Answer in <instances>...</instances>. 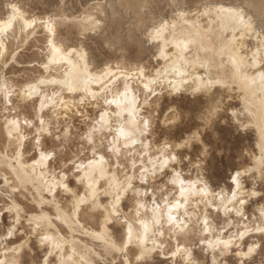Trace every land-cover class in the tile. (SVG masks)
<instances>
[{"label":"snow or ice","instance_id":"snow-or-ice-1","mask_svg":"<svg viewBox=\"0 0 264 264\" xmlns=\"http://www.w3.org/2000/svg\"><path fill=\"white\" fill-rule=\"evenodd\" d=\"M52 3L54 12H49L46 17L33 15L29 19L17 0H0V105L5 108L12 105L14 94L25 108L30 103L33 115L25 116L23 123L36 129L31 137L22 134L18 118L6 120L2 126L7 141H0V172L8 174L0 176L3 182L0 185V255L5 257L0 259V264H27L19 258V250L28 243L24 237H36L43 251L36 264H117L116 260L106 259L115 253L120 254L121 264H148L151 253L157 248L164 255V245L157 244L155 237L165 235L162 230L165 223L170 238H176L175 246L166 257L170 264H177L178 259L183 264H198L192 251L181 243V238L189 235L197 236V246L211 254L210 264H218L217 253L222 256L233 248L234 255L239 258L237 264H251V257L257 249L264 248V204L250 221L243 211L253 198L264 201V39L259 41L251 55L238 45L244 35L255 32L257 27L258 35L264 37V0H249L247 4L231 6L227 15L233 30L230 35L220 37L210 36L197 22L200 17L212 16L213 11L217 15L225 11L223 6L217 7L211 0H202L196 5L197 12L192 14L196 19L179 34L175 23L165 19L153 20L143 28L140 42L142 46L154 47L157 51L152 55L157 62L163 59L165 66L150 79L142 81V90L139 91L130 88L128 80L131 75L121 73L119 64L115 71L108 61L103 67L94 64L84 50L85 41L91 38L89 33L100 35L104 31L99 13H90L83 19L72 18L63 12L67 7L64 0H52ZM171 6L181 16L184 15L182 9L187 7L179 0ZM139 7L147 10L150 5L143 3ZM249 11L252 15L248 14ZM36 38H42L38 49L40 56L26 69L33 75L11 78L9 72L16 71L23 51L30 48ZM12 41H16L15 47L11 46ZM21 44L26 45L24 50H21ZM190 45L196 47L195 55H192ZM104 46L112 51L123 50L125 37L120 34L105 37ZM221 67L223 73L219 70ZM60 69L65 71L60 72ZM37 71L39 75L35 74ZM56 75L61 78H55ZM121 80L124 83L122 92ZM165 80L170 92H180V85H183L184 91L191 89L193 95H204L199 119L205 129L223 118L224 123L237 133L254 131L258 134L259 158L253 167L230 175L228 192L223 189L218 193L211 192L206 184L190 179L191 171L188 177H184L182 171L175 169V164L186 161L190 169L199 173L202 159L209 155V147L202 139L200 126L195 131H188L187 135H171L184 119L178 106H169L163 113L162 122L160 113L154 112L153 97L158 98L157 88L162 89ZM92 84L97 85V90H91ZM47 85L58 86V89L53 88L49 95ZM65 90L78 93L79 99L72 96L69 104L68 100L62 99ZM217 94L219 99H216ZM225 99L229 103H225ZM237 100L239 104L233 103ZM58 105L65 109V119L73 107L78 111L81 106L91 107L96 114L88 118L84 131L78 133L80 151L73 154L74 158L64 159L57 168L53 165L71 138L70 127L57 123L54 133L51 117L45 119L47 107L55 113L58 121ZM79 114L84 116L83 111ZM153 121L160 128L154 140L159 145L155 153L150 151L151 142L145 144L154 131ZM45 132L53 141L48 147L42 142L41 134ZM194 144L199 145L195 160L190 155ZM29 145L30 154L27 151ZM88 150L91 151L90 158L84 156ZM26 155L32 161L31 165L27 164ZM121 156L125 159L123 164ZM112 157H116L115 170L111 166ZM146 157L150 167L145 166ZM36 166L40 167L39 177L36 176ZM149 173L153 177L157 173L168 177L163 187L152 193L142 191L135 183L137 179L141 184L146 183ZM257 173L260 190L257 191L255 183L251 189L245 190L241 177L247 176L255 182ZM73 181L84 186L83 194L71 186ZM156 191H159V197ZM21 192L26 194L25 199L30 196L32 207L17 201L16 194ZM125 198L133 202L129 214H124L120 208ZM149 198L151 208L148 207ZM193 203L224 214L225 222L218 226V231L206 211L203 218L190 211ZM141 209H144L143 213ZM232 211L248 222L234 225L228 218ZM97 213L104 216V224L100 226L103 230L92 235L103 241V251L77 253L73 248L70 254L68 241L61 235L62 229L56 221L62 224L71 221L72 225L83 229L85 224L81 220L87 223V218L95 217ZM193 215H196L195 223ZM5 216L7 224L3 223ZM109 224L113 225L110 237L106 235L109 229L104 227ZM233 227L237 229L235 232L231 231ZM17 233L23 242L18 247L9 248L11 238ZM253 233L259 234V242L252 240L245 251L237 242H243ZM213 236L214 239H210ZM149 240L152 247L148 246ZM134 243L137 250L133 252ZM130 253L134 259L130 258Z\"/></svg>","mask_w":264,"mask_h":264},{"label":"rangeland","instance_id":"rangeland-1","mask_svg":"<svg viewBox=\"0 0 264 264\" xmlns=\"http://www.w3.org/2000/svg\"><path fill=\"white\" fill-rule=\"evenodd\" d=\"M19 5L21 6L22 10L26 11L28 15H43L47 16L49 12H54L55 8L53 6L52 0H17ZM67 7L63 10L64 14L69 17L74 18H80L83 16V14L87 11L90 12H96L100 13L99 15L103 18L102 19V27H104V31L100 35H95L93 33H89V36L91 37L87 41H85L84 50L88 53L89 58L92 60L94 64L104 66V62L108 61L111 64H119L126 66L127 68H136L139 66H144L146 68V72L148 74L153 73L154 70L159 68L161 66V61L157 62L155 57L152 55L153 52L157 51L154 47L150 48L147 45L142 46L140 42V34L142 33V30L144 27L150 25L153 20L159 21L160 19H170L171 17L175 16L177 14L176 11H174L173 5L176 0H64ZM147 3L150 5V7L145 10L142 7H139L140 4ZM202 0H179V3L184 6L186 5V8H183L182 11L191 13L192 11L194 13L197 12L196 5L201 3ZM213 4H226V5H243L247 4L249 0H211ZM131 3V4H130ZM135 3V4H134ZM129 5V6H128ZM137 5V6H136ZM126 6V7H124ZM131 6V8H130ZM95 7V8H94ZM133 7V8H132ZM137 7V8H136ZM127 8V9H126ZM196 11V12H195ZM102 12V13H101ZM193 12L191 14H193ZM249 15H252V12H248ZM258 23V21H257ZM255 33L259 32V28L257 27ZM120 34L125 37V46L123 50L117 49L115 51L109 50L105 48L104 46V40L105 37H111L113 35ZM31 41V39H30ZM14 44H13V43ZM12 47H15V42L12 41ZM42 43V38H36L34 42H32V46L30 48H27L26 51H23V55L21 57V62H18L16 65V71L15 72H9V76L13 79H20L21 76L28 77L33 75V73L30 70H26L29 68V66L34 62L35 59H37L40 56V52L38 51L40 44ZM255 44V40L249 38L247 40V46L251 49ZM26 48L25 44H21V50H24ZM115 62V63H114ZM36 75H39V71L35 73ZM47 91L52 92L53 88H57L56 86H46ZM52 87V88H51ZM166 90L162 93L163 95H160L161 100H159V104L156 107L154 106V112L160 113V120L163 121V113H165L169 106H178L179 110L183 112L184 119L183 122L179 125V127L175 128L171 135L174 137H180L182 134L187 135L188 131H195L197 126H200L201 133H202V139L205 142V144L209 147V155L202 159L201 161V168L199 170V173L196 170L190 169V166L187 165V162L184 161L182 163L175 164V168L178 170L181 169L183 172V175L185 177H188L189 172L191 171L190 178L198 177V178H204V182H207V184L211 187V190L214 193L219 192L221 189H228L231 187V181L229 179L230 175L235 174L237 170L250 168L254 166L253 161L251 159V156L253 153L255 154L257 152L256 148V139H255V133L250 131L249 133H237L233 128L226 125L223 121V118L217 120L211 127L205 129L203 126H201V121L199 119V112L202 109V104L204 101V97H195L193 98L190 94L185 93L181 96H170L165 93ZM72 96H75L77 99H79L78 93H68L66 90L64 91L62 97L65 100L69 101V104H71V98ZM13 103L8 108L5 109L3 105H0V117L4 119V117L9 116H19L20 118H23L22 116H29L31 117L33 115L32 113V107L29 103L27 107L20 102V100L16 97L14 94L13 97ZM216 99H219V94L216 95ZM225 103H229L227 99L224 101ZM233 103L239 104V101H234ZM2 111V112H1ZM11 111V112H10ZM79 111L84 112V116L82 117L79 114ZM77 110L76 108H71L67 112V119H65V109L58 111L61 113L59 115V119L57 121V117L55 113H52L51 111H46L45 119L48 120L49 117H51L53 128L52 131L55 133V125L59 123L62 126H68L71 130V138L67 142L66 150L61 154L60 158L55 162L53 165L54 167H59V165L63 162L64 159L74 158V153H77L80 151V145L81 140L78 133H82L87 125L88 118L90 116H94L95 109L91 107H85L81 106L80 110ZM7 116H5V114ZM14 113V114H13ZM2 114V116H1ZM18 114V115H17ZM22 114V115H21ZM26 114V115H25ZM223 113L221 114V117H223ZM0 118V121H1ZM153 127L154 131L152 135L150 136V142L152 143L153 147L159 146L154 142L155 138L160 133V128L156 126V122L153 121ZM36 129L35 128H27L25 130V133L27 136L31 137L33 134H35ZM254 133V134H253ZM0 141H4L5 137L2 133H0ZM30 134V135H29ZM246 134V135H245ZM46 135V136H45ZM42 141L45 145V147L51 146L53 141L50 137H48L47 133L42 136ZM255 139V140H254ZM6 142V139H5ZM85 148H87V145H85ZM28 153H31V146H28ZM154 151V149H152ZM250 151V152H249ZM249 152V153H248ZM252 153V155H250ZM190 155L192 156V159L195 160L197 155H199V145L194 144L191 148ZM85 157H91V151L88 150L84 152ZM87 159H84V162ZM121 163H125L124 158H120ZM115 160L112 157V163H114ZM179 166V167H178ZM234 172V173H233ZM0 172V176H2ZM168 179L167 176H164L163 174L159 175L156 179H148L146 181L147 183L143 184V188L146 189L149 193H152L153 190H157L161 187H163L164 183ZM241 181L243 182L242 185L245 190H249L253 187V183H255L257 191L260 190V182L259 179H257L255 182L250 179L247 176H242ZM2 180H0V185H2ZM137 184H141L138 182ZM74 189H78V191L81 193L83 192L84 188L82 189V185H76L75 182H72L71 185ZM171 187V186H169ZM17 201L28 205V207H32V205L29 203V199H25V193H17ZM156 195L159 197L160 193L159 191H156ZM105 199V198H102ZM150 199V198H149ZM150 202V200H149ZM2 203V201H0ZM133 202L126 198L123 202V212L129 213V209L133 207ZM261 204H264V201H260L258 197L253 198L252 201H250L246 205V214L247 217L252 218L254 214L257 213L258 208ZM193 208V207H192ZM202 208V209H201ZM200 209L204 211L203 206H200ZM208 216L210 217V220L212 221L214 226H217V231L219 225H223L225 222V216L223 213H217L214 208H207L206 209ZM183 210L181 209V212ZM201 211V214L202 212ZM200 210H197V213L199 216L201 215ZM235 212H231V219L234 221L237 217L234 218ZM99 213L96 214V218L94 217H88L87 222L89 224H96L100 222L99 220L102 219V216ZM233 216V218H232ZM229 218V217H228ZM99 219V220H98ZM97 220V222H95ZM84 224L89 225L88 223H85V220H81ZM91 221V222H90ZM8 218L5 216L3 218V223L7 224ZM94 222V223H93ZM236 223H239V220L235 221ZM26 224V222H25ZM59 224V223H58ZM242 225V224H240ZM59 227L63 229L59 224ZM113 228V225H110V231ZM232 230V229H231ZM235 232L234 230H232ZM63 232V231H62ZM68 232V233H67ZM67 233V234H66ZM70 231L65 228V232L63 234H66L67 236H71ZM69 234V235H68ZM74 237L77 238L79 241L83 243V245H87L89 248H94L97 253L103 251V247L100 243L96 241H91L92 239L89 238V236L86 237V234L82 232V230H79V232H74ZM227 233L225 234V236ZM254 236V235H253ZM28 240L27 247L22 252V260L27 261V264H30L32 261H37L40 259V257L43 255V251L40 246H38V240L36 237H32L31 241L27 237H24V240ZM185 239L187 241H185ZM189 239V240H188ZM260 237H254L249 238L246 242L251 243V240L259 241ZM11 243H22V239L20 237V234L17 233L15 236L11 238ZM167 243L165 244V252L164 255H161V252H157L155 258H153L151 261H148V264H170V260L166 259L167 252L171 248H173L175 242L173 239H170L168 236L166 238ZM181 243L186 242L185 245L187 248H189L192 253L195 260L198 261V264H210L211 254L205 253L198 244V238L195 235H189L186 238H181ZM190 241V242H189ZM96 242V243H95ZM95 243V244H94ZM169 243V244H168ZM100 244V245H99ZM191 244V245H190ZM188 245V246H187ZM29 248L31 249L29 251ZM133 249V248H132ZM233 253L229 254H223L222 256L217 254L218 264H237V260L239 259L234 255L235 248L232 250ZM117 261V264H121L120 256L117 255H108L106 259L108 261L114 260ZM130 258L131 254H130ZM182 262V263H181ZM177 264H183V261L178 259ZM251 264H264V248L257 249V252L251 257Z\"/></svg>","mask_w":264,"mask_h":264},{"label":"bare ground","instance_id":"bare-ground-1","mask_svg":"<svg viewBox=\"0 0 264 264\" xmlns=\"http://www.w3.org/2000/svg\"><path fill=\"white\" fill-rule=\"evenodd\" d=\"M248 1V0H247ZM131 4V3H130ZM135 4V3H134ZM138 4H140V2L138 3ZM217 7H220V6H223V8L225 9V11L223 12V13H221V14H219V15H217V13L215 12V11H213V14H212V16H210V17H200L199 19H198V24L200 25V28L203 30V31H205V32H208V33H210V36H213V37H220V36H223V35H230L231 34V32H232V28H231V20H230V18L228 17V15H227V10L232 6V5H226V4H222V3H219V4H215ZM129 6V5H128ZM137 6V5H136ZM124 7H126V6H124ZM95 8V7H94ZM130 8H131V6H130ZM133 8V7H132ZM137 8V7H136ZM127 9V8H126ZM21 10H22V8H21ZM22 12L24 13V15H25V17L26 18H31L32 16H30V15H28L27 14V12L24 10H22ZM184 12V15L183 16H181L179 13H177L175 16H173V17H171L170 19H165V20H168L169 22H171V23H175L176 25H177V28H176V31H177V34H179L181 31H186L187 30V27H188V25H190L191 24V22H192V20L193 19H196V17H194L191 13L193 12H191V13H189V12H185V11H183ZM196 12V11H195ZM92 14V15H96V12H90V11H87V13L85 12L84 14H83V16H81L79 19H83V18H85L88 14ZM102 13V12H101ZM194 13V12H193ZM100 14V13H99ZM46 17V16H45ZM74 18V17H73ZM78 18V17H77ZM185 19H187V25L185 24ZM150 30V29H149ZM256 32V31H255ZM255 32H253V31H249V33L248 34H246V35H244L243 36V38H242V40L240 41V44L238 45V48H241V49H243L244 51H246L247 53H248V55H251L253 52H255L256 51V49H257V47L259 46V41L261 40V39H264V37H261V36H259L258 35V33H255ZM17 36L19 37L20 36V32H19V30H17ZM249 38H251V39H254L255 40V44H254V46L250 49L248 46H247V40L249 39ZM29 39H32V38H29ZM169 39H171V37L169 36ZM13 43V42H12ZM16 43V42H15ZM14 44V43H13ZM11 46H12V44H11ZM209 47H211V44H209L208 45ZM190 48H191V52H192V55H195L196 54V47L195 46H192V45H190ZM201 55H203L204 53L203 52H201L200 53ZM209 55H211V53H209ZM217 59H219V58H217ZM161 61V66H159V68H157L156 70H154L153 71V73H150V74H148L146 71V68L144 67V66H137L136 68H127L126 66H123L122 64L121 65H119L120 66V72L121 73H129L130 75H131V79H129L128 80V84H129V86H130V88L133 90V91H139V90H142V81H144V80H146V79H150L151 77H153L154 75H155V73H156V71L158 70V69H161V68H163L164 66H165V61L163 60V59H161L160 60ZM115 63V62H114ZM112 66H113V70L115 71L116 70V66H117V64H112ZM219 70L221 71V73H223V71H224V69L221 67V68H219ZM65 71V69H60V72H64ZM213 71H216V69L214 68L213 69ZM49 78H53V77H49ZM55 78H57V79H59V78H61L59 75H56L55 76ZM48 86V85H47ZM49 86H52V87H54V85H49ZM119 86H120V91L122 92L123 90H124V83H123V81L121 80L120 82H119ZM51 87V88H52ZM56 87H58V86H56ZM90 88H91V90H93V91H95V90H97V85L96 84H92L91 86H90ZM180 88H181V91L180 92H170V90H169V86L167 85V80H165L164 81V84H163V86H162V89H161V87H158L157 88V92H158V94H159V96H158V98L157 97H153V100H155V105H156V107L158 106V104H159V100H161V97H160V95H163L164 93V91L166 90L167 92H165L166 94L168 93L170 96H181V95H184L185 93H187V94H190L193 98H195V97H204V95L203 94H195V95H193V93H192V91H191V89H189L188 91H184L183 89H184V86L183 85H180ZM48 93H49V95H51V92H49L48 91ZM163 93V94H162ZM167 94V95H168ZM62 99H64L63 97H62ZM140 99L142 100L143 99V96L141 95L140 96ZM37 107H38V102H37ZM6 109V108H5ZM63 108L62 107H60L59 105L57 106V111H60V110H62ZM46 111H49V109L46 107V109H45V112ZM2 112V111H1ZM11 112V111H10ZM53 113V112H52ZM5 114V113H4ZM14 114V113H13ZM61 114V113H60ZM18 115V114H17ZM22 115V114H21ZM26 115V114H25ZM47 115V114H46ZM1 116H2V114H1ZM5 116H7V114H5ZM23 118H20L19 116L17 117V116H14V117H12V116H7V117H4V119H2L1 117V121H0V133H2L3 134V136L5 137V139H6V141H7V136H6V131H5V129L2 127L3 125H4V123H5V121L6 120H13V119H19L20 120V128H21V132H22V134H24V135H26L27 136V134L25 133V130L28 128L26 125H24V123H23V120H24V118H25V116H22ZM47 121V120H46ZM252 132V131H251ZM254 132V131H253ZM249 133V132H248ZM255 133V141H256V148L255 149H257V152L255 153V155H252V153L250 154V155H252L251 156V159H252V161H253V163L252 164H255V162H256V160L259 158V155H260V149L257 147V143H258V134L256 133V132H254ZM253 133V134H254ZM44 134H46V132L45 133H42L41 135L43 136ZM247 134V133H246ZM245 134V135H246ZM1 135V134H0ZM30 135V134H29ZM46 136V135H45ZM15 137H13V139H14ZM43 138V137H42ZM0 139H2V137L0 138ZM5 139H4V142H5ZM3 140V139H2ZM43 142V141H42ZM148 143H150V136L145 140V144H148ZM157 147H159V146H156V147H153V145H152V148H151V152L152 153H155V149L157 148ZM152 149H154V151H152ZM137 150H139V149H137ZM250 152V151H249ZM248 152V153H249ZM28 154H30V153H28ZM98 157H99V154L97 155V160H98ZM114 158V160H116V157H113ZM121 158H124V156H121ZM25 160H26V162H27V164L28 165H31L32 164V161L30 160V159H28V156L26 155V157H25ZM85 164H87V160L84 162ZM128 163H129V166H130V161H128ZM144 163H145V166L146 167H150L149 165H147V157L145 158V161H144ZM140 164V160L138 159L137 160V165H139ZM178 165H179V163H178ZM111 166L113 167V170H115V167H114V163H111ZM179 167V166H178ZM253 167V166H252ZM249 168V167H248ZM251 168V167H250ZM176 170H178L177 168H175ZM244 169V168H243ZM243 169H241V171H243ZM29 171H31V169H29ZM178 171H181V169L180 170H178ZM3 173V174H2ZM1 174L2 175H5V174H8L6 171H4V172H2ZM234 173V172H233ZM129 174H131L130 172H129ZM39 175H40V167L39 166H36V176L37 177H39ZM159 175H161V173H157L156 174V176L155 177H153L152 176V174L151 173H149L148 174V179H156V178H158L159 177ZM258 173H257V179H258ZM185 177V176H184ZM148 179H147V181H148ZM192 181H196V182H199V183H202V184H206L207 185V188L211 191V192H213L212 190H211V187L207 184V182H204V178L202 179V178H198V177H193V178H190ZM256 179V180H257ZM242 180V179H241ZM258 181V180H257ZM138 182H140L138 179L135 181V183H136V185L142 190V191H146V189H144L142 186H143V184H137ZM242 182V181H241ZM147 183V182H146ZM243 183V182H242ZM83 186V185H82ZM242 187H243V185H242ZM84 188V186L82 187V189ZM244 188V187H243ZM225 192H228V189H226V188H224L223 189ZM148 192V191H147ZM215 192V191H214ZM220 192V191H219ZM84 193V190H83V192H81V194H83ZM218 193V192H217ZM176 196H177V198H179V192H178V190H177V192H176ZM103 197H101V199H102ZM126 199V198H125ZM125 199H123L122 200V202H121V205H120V208H121V211L123 212V202H124V200ZM194 199H198V198H194ZM150 200V199H149ZM105 202H107V200H105ZM133 205V204H132ZM200 206H203V208H204V211L203 210H201L200 209ZM148 207L149 208H151V202H149L148 201ZM192 207L193 208H191L190 209V211H194L195 213H196V215H199L198 213H197V210H200V214H201V211H203L202 212V214L200 215V217L201 218H203V214L205 213V211H207L206 209H205V206L203 205V204H197V203H193V205H192ZM236 207H239V205H236ZM209 209V208H208ZM246 206H244V208H243V211H244V214H245V216H247V214H246ZM143 211H144V209H141V212L143 213ZM181 211V210H180ZM234 212V211H233ZM124 214H129V213H126V212H123ZM209 213V212H208ZM175 214V213H174ZM105 215H106V213H105ZM151 215V213L149 212V216ZM181 215H182V212H181ZM196 215H193V217H192V221H193V223H195V221H196ZM231 213L229 214V219H231ZM233 215H234V218L235 217H237V215H236V213L234 214L233 213ZM90 217H93V216H90ZM94 218H96V217H94ZM100 218H101V216H100ZM232 218H233V216H232ZM237 218H238V220H239V223H236L235 221L237 220ZM236 218V220L234 221V219L232 220L233 221V223H234V225H240V224H244V223H247L248 221H250V218L248 217V221H245L244 219H242V218H240V217H237ZM88 219V218H87ZM122 219H123V217H122ZM165 219H166V214H165ZM209 219H210V217H209ZM89 220V219H88ZM99 220V219H98ZM100 222H98V223H96V224H92L91 223V225L89 224V222H87L89 225H86L85 224V227L83 228V229H81V228H79L78 226H75V225H72V222L70 221L69 222V224H62V223H60L59 221H56V223L58 224H60L62 227H64L63 229H62V231L63 232H65V228H67V230H69L70 231V235L71 236H67L66 234L68 233H66V234H63V232H61V235H63V236H65V239L68 241V244H67V247H68V250H69V253L71 254V252H72V249L73 248H75L76 249V251H77V253H79V252H81V251H94V252H96L95 250H93L92 248H89L87 245H83V243L81 242V241H79L77 238H75L74 237V232L76 233V232H79V230H82V232L84 233V235L86 234V237L87 236H89V238H91L92 240L91 241H96V242H98V243H100L101 245H102V247H103V241L101 240V239H97L94 235H92V233H96V234H99L103 229L100 227L101 225H103L104 224V216H102V219H100L99 220ZM84 222V221H83ZM82 221H81V223H83ZM91 222V221H90ZM95 222H97V220L95 221ZM94 223V222H93ZM58 224V225H59ZM69 225H72L71 226V228L69 227ZM110 225L111 224H109V225H105L104 227H107L108 229H109V231L106 233V235L107 236H111V231H110ZM136 229H139V225H136ZM164 232H165V235L163 236V237H160L159 235H157L156 237H155V239H156V242H157V244H163L164 246H165V244L167 243V240H166V238H167V236L170 238V232H169V227H168V225L165 223L164 224V227H163V229H162ZM232 230H234V231H236L237 229H236V227H233L232 228ZM231 230V231H232ZM142 231V230H141ZM68 234V235H69ZM254 235V236H253ZM254 237H259V234H256V233H253L252 234V236L251 237H245V240L243 241V242H237V243H241V245H242V247L244 248V250L246 251L247 250V245L249 244V243H247L246 241L249 239V238H254ZM186 238V237H185ZM170 239H173L174 240V242H175V244H176V238H175V236H172ZM210 239H214V236L213 237H210ZM27 240V239H26ZM189 240V239H188ZM259 240V239H258ZM12 241V240H11ZM29 241H31V239L29 240ZM185 241H187L186 239H185ZM252 241V240H251ZM95 242V243H96ZM182 242V241H181ZM190 242V241H189ZM259 242V241H258ZM94 243V244H95ZM186 242H183V244H185ZM21 243H10L9 244V248H11V247H13V246H19ZM39 244V243H38ZM99 244V245H100ZM169 244V243H168ZM175 244H174V246H175ZM191 245V244H190ZM38 246H40V245H38ZM148 246L149 247H152V241L151 240H149L148 241ZM173 246V247H174ZM186 246V245H185ZM188 246V245H187ZM27 247V244H25V246H24V248L23 249H20L19 250V258L21 259L22 258V252L24 251V249ZM132 251L134 252V251H136L137 249H136V247H135V243L133 244V246H132ZM30 249V248H29ZM103 249V248H102ZM234 249V248H233ZM232 249V250H233ZM160 249L159 248H157V250L155 251V252H153V253H151V255H150V259H149V261H151L153 258H155L154 256H156V254H157V252L159 251ZM163 250H165V247H164V249ZM228 251V252H225L224 254H229V253H233V251ZM160 252V251H159ZM257 252V251H256ZM255 252V253H256ZM97 253V252H96ZM254 253V254H255ZM131 254V253H130ZM164 254H165V252H164ZM167 254H168V252H167ZM218 254V253H217ZM216 254V255H217ZM253 254V255H254ZM109 255H111V256H113V255H117V256H120V254L119 253H115V254H109ZM5 257L3 256V255H0V259H4ZM133 259H134V257H133ZM195 259V258H194ZM114 260H115V257H114ZM178 261V260H177ZM182 261V260H181ZM152 262V261H151ZM182 263V262H181ZM30 264H36V261L34 260V261H32Z\"/></svg>","mask_w":264,"mask_h":264}]
</instances>
